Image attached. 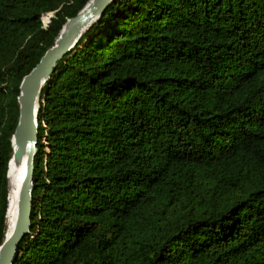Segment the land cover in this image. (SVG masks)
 <instances>
[{
    "label": "trees",
    "instance_id": "obj_1",
    "mask_svg": "<svg viewBox=\"0 0 264 264\" xmlns=\"http://www.w3.org/2000/svg\"><path fill=\"white\" fill-rule=\"evenodd\" d=\"M89 1L0 0V246L20 85ZM38 136L14 264H264V0H115Z\"/></svg>",
    "mask_w": 264,
    "mask_h": 264
},
{
    "label": "water",
    "instance_id": "obj_2",
    "mask_svg": "<svg viewBox=\"0 0 264 264\" xmlns=\"http://www.w3.org/2000/svg\"><path fill=\"white\" fill-rule=\"evenodd\" d=\"M115 0H90L64 25L55 44L50 47L40 62L25 75L20 85L18 102L20 115L12 136V160L25 165V177L20 192L19 214L15 227L0 246V264H14L19 244L32 228L35 158L38 154V110L41 93L46 82L56 70L57 63L72 51L83 34L100 18ZM11 163V162H10Z\"/></svg>",
    "mask_w": 264,
    "mask_h": 264
},
{
    "label": "bare ground",
    "instance_id": "obj_3",
    "mask_svg": "<svg viewBox=\"0 0 264 264\" xmlns=\"http://www.w3.org/2000/svg\"><path fill=\"white\" fill-rule=\"evenodd\" d=\"M25 172L26 170L24 164L17 165L14 161H11L9 174H8L10 179L11 196L8 207L9 225H8L7 237L11 235L18 218L20 192L23 186Z\"/></svg>",
    "mask_w": 264,
    "mask_h": 264
},
{
    "label": "built area",
    "instance_id": "obj_4",
    "mask_svg": "<svg viewBox=\"0 0 264 264\" xmlns=\"http://www.w3.org/2000/svg\"><path fill=\"white\" fill-rule=\"evenodd\" d=\"M53 13H44L42 16V21L43 24L45 26H47L49 24V22L51 21V17H52Z\"/></svg>",
    "mask_w": 264,
    "mask_h": 264
},
{
    "label": "rangeland",
    "instance_id": "obj_5",
    "mask_svg": "<svg viewBox=\"0 0 264 264\" xmlns=\"http://www.w3.org/2000/svg\"><path fill=\"white\" fill-rule=\"evenodd\" d=\"M8 223H9V221H8Z\"/></svg>",
    "mask_w": 264,
    "mask_h": 264
}]
</instances>
